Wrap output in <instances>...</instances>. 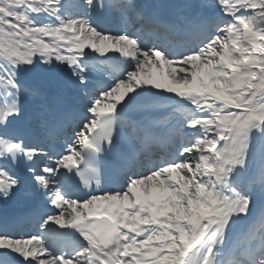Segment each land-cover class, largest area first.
Returning <instances> with one entry per match:
<instances>
[{
	"label": "snow or ice",
	"instance_id": "6c2138e0",
	"mask_svg": "<svg viewBox=\"0 0 264 264\" xmlns=\"http://www.w3.org/2000/svg\"><path fill=\"white\" fill-rule=\"evenodd\" d=\"M0 264H264V0H0Z\"/></svg>",
	"mask_w": 264,
	"mask_h": 264
},
{
	"label": "bare ground",
	"instance_id": "6f19581e",
	"mask_svg": "<svg viewBox=\"0 0 264 264\" xmlns=\"http://www.w3.org/2000/svg\"><path fill=\"white\" fill-rule=\"evenodd\" d=\"M108 25H109L108 23L105 24L106 27H107Z\"/></svg>",
	"mask_w": 264,
	"mask_h": 264
}]
</instances>
